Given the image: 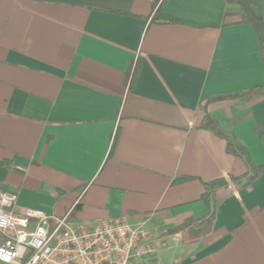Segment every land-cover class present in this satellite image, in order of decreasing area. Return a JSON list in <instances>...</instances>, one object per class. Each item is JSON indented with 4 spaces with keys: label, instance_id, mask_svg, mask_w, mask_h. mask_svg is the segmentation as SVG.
Segmentation results:
<instances>
[{
    "label": "crops",
    "instance_id": "1",
    "mask_svg": "<svg viewBox=\"0 0 264 264\" xmlns=\"http://www.w3.org/2000/svg\"><path fill=\"white\" fill-rule=\"evenodd\" d=\"M240 12L227 0H0V189L18 195L14 212L127 216L158 235L206 216L205 185L224 180L212 227L168 238L153 264H264V171L246 185L249 165L264 167V95L206 102L264 86Z\"/></svg>",
    "mask_w": 264,
    "mask_h": 264
},
{
    "label": "built area",
    "instance_id": "2",
    "mask_svg": "<svg viewBox=\"0 0 264 264\" xmlns=\"http://www.w3.org/2000/svg\"><path fill=\"white\" fill-rule=\"evenodd\" d=\"M18 195L0 189V262L4 264H153L162 245L145 222L127 216L75 224L42 210L16 214Z\"/></svg>",
    "mask_w": 264,
    "mask_h": 264
},
{
    "label": "trees",
    "instance_id": "3",
    "mask_svg": "<svg viewBox=\"0 0 264 264\" xmlns=\"http://www.w3.org/2000/svg\"><path fill=\"white\" fill-rule=\"evenodd\" d=\"M257 1H261V0H227V3H229V5H237L240 7L241 22L243 24L249 25L256 33L257 38L259 40L260 54H261V57L264 63V25L262 24L260 19L256 16V14L251 8L252 4ZM138 74L139 72L138 70H136L133 79L137 78ZM252 93L257 94L259 96L264 95V86L256 87L252 89L251 91L244 93V94L238 93V94H233V95H220L214 98H209V99H206V102L213 103V102H218V101L229 100L232 98L235 99L238 97L247 96L248 94H252ZM203 123L206 128L211 129L212 131H214L216 135L222 137L223 139L227 141L228 153L236 155L240 158H245L246 160H249V154H247L243 150L235 149L232 146L230 140L226 138L221 132L218 123L214 121L210 116H206L204 118ZM249 169H250L249 171L250 172L252 171L253 174L249 176L250 173L248 172V174L246 175V179H247L246 185L251 184V182H253L254 179H256L259 176V173L257 172L264 171V167L256 168L255 166H252V165H249ZM225 185H226V181L224 180L207 183L205 185V192L202 196V201L210 209L209 213L202 218H190L184 223H182L181 225L177 226L173 230H168V231L159 233L157 235L156 240L163 246L166 244L168 238L175 237L178 234L186 235L190 238H195V237L201 236L204 232L209 230L213 225V222L215 220V215H216V206H215V203L213 202V195L218 189H220L221 187ZM3 242H4V239L0 238V244H2Z\"/></svg>",
    "mask_w": 264,
    "mask_h": 264
},
{
    "label": "rangeland",
    "instance_id": "4",
    "mask_svg": "<svg viewBox=\"0 0 264 264\" xmlns=\"http://www.w3.org/2000/svg\"><path fill=\"white\" fill-rule=\"evenodd\" d=\"M252 7L259 13H264V0L253 3ZM0 264H3V262H0Z\"/></svg>",
    "mask_w": 264,
    "mask_h": 264
}]
</instances>
